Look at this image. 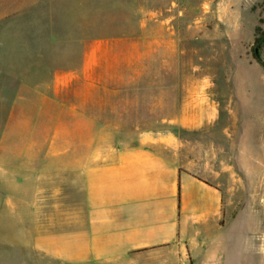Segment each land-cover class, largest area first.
Wrapping results in <instances>:
<instances>
[{"label":"crops","instance_id":"0c3cea01","mask_svg":"<svg viewBox=\"0 0 264 264\" xmlns=\"http://www.w3.org/2000/svg\"><path fill=\"white\" fill-rule=\"evenodd\" d=\"M199 1L226 30L191 46L172 34L175 54L229 48L243 0ZM182 84L175 113L149 116L159 128L117 141L94 113L57 97L45 98L42 127L13 112L0 134V264H264L263 210L228 203L244 183L263 182L264 147L249 155L237 138L231 79ZM225 85L232 96L221 99Z\"/></svg>","mask_w":264,"mask_h":264},{"label":"rangeland","instance_id":"374dc122","mask_svg":"<svg viewBox=\"0 0 264 264\" xmlns=\"http://www.w3.org/2000/svg\"><path fill=\"white\" fill-rule=\"evenodd\" d=\"M179 10L182 18L163 22ZM206 11L199 0H180L176 7L171 0H3L0 134L13 112L21 123L49 124L43 109L52 104L45 98L57 97L94 113L100 126L122 140L129 130L159 128L162 121L149 118L156 108L163 115L175 113L185 96L184 81L231 79L242 134L231 128L229 144L243 135L249 155L258 157L264 147V41L259 57L256 47L264 38V0H243L229 48L195 46L175 54L172 34L191 46L188 39L226 30L214 20L216 8ZM172 81L181 86L172 87ZM217 90L225 91L221 99L232 96L228 85ZM242 186L229 207L264 212V180ZM37 261L46 264L39 256Z\"/></svg>","mask_w":264,"mask_h":264},{"label":"water","instance_id":"95a60500","mask_svg":"<svg viewBox=\"0 0 264 264\" xmlns=\"http://www.w3.org/2000/svg\"><path fill=\"white\" fill-rule=\"evenodd\" d=\"M264 41V38L257 44V47H256V55L259 57V53H258V49L259 47L261 46V44L263 43Z\"/></svg>","mask_w":264,"mask_h":264},{"label":"trees","instance_id":"16d2710c","mask_svg":"<svg viewBox=\"0 0 264 264\" xmlns=\"http://www.w3.org/2000/svg\"><path fill=\"white\" fill-rule=\"evenodd\" d=\"M260 41H261V40H260ZM260 41H259V42H260ZM263 68H264V65H263Z\"/></svg>","mask_w":264,"mask_h":264}]
</instances>
